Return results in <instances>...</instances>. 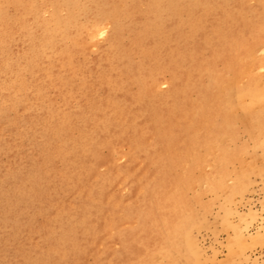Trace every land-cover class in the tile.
Here are the masks:
<instances>
[{"label": "rangeland", "instance_id": "obj_1", "mask_svg": "<svg viewBox=\"0 0 264 264\" xmlns=\"http://www.w3.org/2000/svg\"><path fill=\"white\" fill-rule=\"evenodd\" d=\"M207 8L211 9L209 13L204 11ZM203 11V17L198 18ZM227 17L231 19L229 25L223 22ZM213 20L215 26L208 24ZM200 22L206 23L204 28ZM0 26V38L12 34L14 47L20 48L22 57L14 60L7 71L0 64V87L18 88L22 94L5 113L1 112L0 102V143L9 142L10 147L17 148L21 144L25 166L40 170L41 175L47 173L40 179L42 188L30 208L39 213L29 215L28 220L43 229L48 216L61 212L58 227L64 230V236L82 242L92 239L91 225L98 231L114 219L123 228L124 237L131 239L132 231L148 222L141 179L147 182L161 166L145 163L144 150L133 151L126 132H122L125 122L120 112L114 115L115 105L108 110L104 104L97 109L94 105L103 99L108 87L113 90L123 84L125 90L115 91L122 99L120 108L128 107V102L136 98L143 100V107H158L166 103L162 98L176 84L188 82L177 97L184 101L181 106L193 107L190 119L199 130L203 129L207 140L219 134L220 149L213 153L219 154L225 148L233 158L225 170L230 174L246 172V182L238 193L228 195L226 184L221 187L225 190L210 192L205 188L207 178L218 171L211 163L212 155L197 165L185 155L186 151L178 152L184 160L173 166L171 183L177 186L186 173L191 181L184 194L188 198L197 194L206 212L204 225L200 223L192 231L193 240L209 264H264V146L257 144L262 139L250 133L257 131L258 125L264 129V101L252 107L254 118L250 120L243 115L249 99L239 101L236 96L237 87L244 83L253 84L255 91H264V0H0ZM195 30L198 32L194 35ZM179 31L185 36L181 41L185 47L175 46ZM208 34L211 37L205 39ZM36 39H50L54 53L49 55L44 45L38 47L41 44L37 46ZM34 50L38 51L36 69L29 70L23 61L34 55ZM158 53L160 61H153L151 58ZM126 56L142 77L147 74V80L158 79L154 88L141 93L131 80L133 73L129 71L133 70L124 67ZM55 79L56 89L44 90ZM36 95L51 99L61 112L72 116L57 133L59 139L68 141L69 150L82 153L70 166L67 157H55L49 166L39 167L37 154L47 149L39 143L41 131L23 132L29 117L24 108ZM227 102L232 110L229 117L209 115L216 105ZM166 104V109L174 110L175 105ZM202 109L208 112V118H202ZM104 111L107 116L102 118ZM141 129L138 120L130 140L145 141ZM174 140L171 136L159 138L157 147L165 151ZM86 143L91 147L85 148ZM9 150L0 151V177L20 172L9 163L13 155ZM3 205L0 198V208ZM14 207L22 212L23 201H13ZM87 208L93 215L86 226L78 220L85 217ZM113 212L115 215L109 216ZM117 234L112 236L113 241L103 245L97 240L93 246L96 255L105 253L107 263L112 262L110 257H114V263L122 260ZM47 246L43 244L45 251ZM136 253L130 255L131 260H140V252ZM95 261L90 254L83 264Z\"/></svg>", "mask_w": 264, "mask_h": 264}, {"label": "bare ground", "instance_id": "obj_2", "mask_svg": "<svg viewBox=\"0 0 264 264\" xmlns=\"http://www.w3.org/2000/svg\"><path fill=\"white\" fill-rule=\"evenodd\" d=\"M204 11L205 13H209L211 9L207 8ZM204 11L199 14L198 18L203 17ZM229 20H231L229 17L225 18V20H223L224 24L229 25ZM193 24L195 25V23ZM199 24L202 28L206 25V23L201 22ZM208 24L215 26L217 23L213 20L209 21ZM180 26L181 24L178 27ZM201 27L197 28L201 29ZM222 28L225 29L226 27L222 26ZM196 32L198 31H193V34L195 35ZM103 34L104 31L101 32V35ZM178 34L181 35H179V39L177 40L178 44L176 43L175 46H187L185 43L181 42L184 41V34L181 31H179ZM202 34L203 33L200 31V35ZM212 34L216 35L217 33ZM116 37L113 40H115ZM209 37H211V34H208V37L205 39ZM0 39L3 44L0 48V64L3 70L7 71L11 69V63L20 58V48L14 47L15 43L12 34H5ZM138 39L137 37L136 40L138 41ZM35 42L37 46L41 44L38 47L43 45L46 46L49 55L54 53V48L50 44V39H36ZM114 42H116V40ZM210 47L211 44L208 45V48ZM37 55L38 51L34 50V55H28L30 57L24 58L23 64L27 69H36L35 64L37 62ZM157 56H159V53L155 55V58L151 59L156 62L160 61L156 58ZM20 59H22V57ZM124 59H126L124 61V67L128 71L129 69L133 70L129 71L131 74L133 73L131 80L138 84L141 93L156 86L158 82L157 78L147 80V74L142 77L143 74L138 72V68L132 66L131 62L128 60L129 58L126 56L123 60ZM163 61L164 58L161 59V62ZM110 78L111 76H108L107 79L110 80ZM188 84V82L184 85L176 84L173 87V91L162 98L163 101L165 100L164 102H171L172 105H175L174 110L166 109L168 107L166 103L161 106L158 105V107H146V105L143 107V100L141 98H136L128 102V107L120 108L118 104L122 99L115 95V91H120L121 89L125 90L123 84H118L113 90L108 87L103 99L99 100V102L94 105V108L97 109L104 104V106L107 107L106 110L110 108V105H115L117 108L114 115L120 112V118L125 122L122 132H126L129 144L134 146L133 151L139 152L144 150L145 153H147V157L144 161L145 163L158 164L161 166V170H159L156 175L151 176L147 182L144 183L143 179H141L142 190L145 191L146 196L143 207L146 208L145 212L148 217V222L140 224L138 228L132 231L134 236L131 239H126L124 237L122 234L123 228L112 219L110 225H106L107 227L105 226L98 231L94 229V225H91L89 230H91L90 232H94L91 240L76 242L73 236H67L68 238H66L64 236V230L58 227L61 212H56L48 216L47 224L43 229L47 230L49 235L45 234L42 228L36 227L33 221L31 219L28 220L27 217L39 213L31 211L33 207L32 204L35 202L34 196L37 195L38 191L42 188L40 179L47 173L45 172L41 175L39 172L40 170L32 171L25 166V154L20 150L21 144L20 148H17L14 146L10 147L9 142L0 143L2 146V148H0L1 152H7L9 149L10 152H13L11 162L9 163L20 170L16 175L5 174L0 177V198L4 201V205L0 208V264H83L85 257L90 254H93L96 258L94 264H209V262H206L207 260L204 259L205 257L202 251L192 237V231L206 221L203 220L206 212H203L201 209L203 205L200 200H198L199 196L195 194L192 198H188L184 194L191 181L189 176H186V173L181 176L177 186L174 187L171 183L174 182V176L171 175L173 166L181 164V161L184 160V155L178 152L186 151L185 155L188 154L189 160L197 165H201L205 161L206 156L209 154L212 155L211 163L218 171L215 172L216 174L207 178V185L205 188L210 192L216 191L217 189L225 190V188H222L226 184L227 187L225 192L227 191L226 193L228 195L238 193L241 185L246 182V172L245 170H240L230 174L225 170V166L233 162V158L231 152H226L225 148H223V151L219 154L213 153L219 148L217 142L219 134H215V138L209 136L210 139L216 140L215 143L213 140H207L208 136L203 129L199 130L190 119L191 116H194L193 107L183 108L181 106L184 101H181V98L178 100L177 97L180 95V92H182V88L186 87ZM56 87L57 83L55 79L50 81L48 87H45L44 90L56 89ZM210 93L212 94V92ZM19 95L20 91L18 88L0 87V102L2 103L1 112L5 113L7 107H9ZM184 96L185 95H182L181 97ZM217 96L218 95H216L215 98H217ZM236 96L239 101L245 98L249 99L248 106L243 109V115L252 120L254 118L252 107L264 101V91H255L253 84L244 83L240 87H237ZM29 103L30 104L24 108V111L28 113L29 117L28 124L25 125L23 132L28 134L31 131H41L42 138L39 140V143L47 147L45 153L39 152L37 154L38 163H41L39 167L42 166L43 168L49 166L50 161L55 157H67L69 159L68 166L73 164L74 159L81 156L82 153H75L69 150L67 147L68 141L61 140L57 136L61 126L72 120L71 114L61 112L51 99L44 96L36 95ZM137 107L140 108L137 109ZM221 108L222 112L220 111ZM44 109H46L45 112L42 111ZM230 111L232 110L228 102L224 105L221 103L216 105L212 111H209V115L218 117L222 114L223 117L227 118L230 116ZM207 113V111L202 109V118H208ZM104 114L102 118L107 116L105 111ZM138 120H140V125L142 127L141 137L145 139V141L139 143L130 140L133 130L135 129V123ZM256 130L257 131H253V133L249 132L252 136L262 139V141L257 144H259V146H264V129L258 125ZM105 131H107L106 128ZM122 134L125 135V133ZM203 135L205 138L202 139L201 136ZM168 136L175 138V140L172 144L165 146V151H160L157 147V140ZM32 137L34 136L32 135ZM90 147V143L85 144V148ZM85 150L88 151V149ZM163 170L166 171L165 174ZM227 182H229L228 185ZM3 186H6L5 190L2 189ZM18 200L23 201L24 210L22 212H17L15 207L12 208V202ZM88 209L89 208L86 209L88 212H85V217L78 220L79 224L87 226L88 220L92 218L93 214ZM99 213L101 214L102 212ZM114 213L116 212L111 213L109 216L115 215ZM40 214H42V212H40ZM58 228L61 230L60 234H58ZM109 230L111 234L108 233ZM71 234L74 235L73 230H71ZM114 234H117L120 247L123 250L122 255H120L122 260L118 263H114V257H110L112 262L107 263V259L104 256L105 253L102 252L96 255L93 253V246L97 240H102V242H104L103 245L107 243V240L113 241L115 239L112 237ZM52 235H54V238H51ZM45 243L48 244L46 251L43 247ZM131 251L140 252V260H131L130 255L132 253L133 256L137 254ZM68 254L72 257L68 258Z\"/></svg>", "mask_w": 264, "mask_h": 264}]
</instances>
